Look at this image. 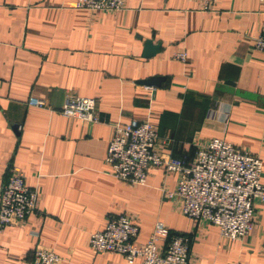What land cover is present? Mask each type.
<instances>
[{
  "label": "crops",
  "instance_id": "1",
  "mask_svg": "<svg viewBox=\"0 0 264 264\" xmlns=\"http://www.w3.org/2000/svg\"><path fill=\"white\" fill-rule=\"evenodd\" d=\"M75 0H0V184L9 169L39 192L37 210L0 230V264H30L36 246L57 264H128L96 252L90 233L124 213L145 242L157 220L191 235L192 264H264V205L245 237L194 221L164 196L176 172L152 167L144 185L116 179L105 160L115 122L148 120L164 156L194 157L212 137L260 156L264 183V1L125 0L116 12H90ZM161 42L142 55L144 42ZM185 51L186 61L174 58ZM160 76L158 85L138 80ZM30 96L47 106L28 105ZM96 100V121L64 116L66 98ZM131 264H141L135 259Z\"/></svg>",
  "mask_w": 264,
  "mask_h": 264
},
{
  "label": "built area",
  "instance_id": "2",
  "mask_svg": "<svg viewBox=\"0 0 264 264\" xmlns=\"http://www.w3.org/2000/svg\"><path fill=\"white\" fill-rule=\"evenodd\" d=\"M202 10L213 7L215 0H197ZM264 1V0H262ZM125 0H75L74 7L90 12H116ZM254 47L264 51V34L257 36ZM174 58L185 62V51ZM28 105L44 107L46 100L30 96ZM96 100L91 97L66 98L59 112L67 117L96 121ZM158 132L148 120L131 118L115 122L113 134L105 148V160L116 179L144 185L148 170L162 167L176 172L174 189L163 190L164 196L177 199L188 218L206 220L218 226L227 240L245 237L256 223V204L264 205L263 163L260 156L246 148L218 137L196 146L194 157L164 156L157 149ZM39 192L26 183L23 173L9 169L0 184V230L21 223L37 210ZM139 226L124 213L106 216L104 227L89 235V246L96 252L122 255L128 264L140 259L141 264H192L189 249L191 235L175 232L161 220L154 223L149 238L136 242ZM264 252V230L261 240ZM60 256L51 248L36 246L30 264H57ZM195 264V263H194Z\"/></svg>",
  "mask_w": 264,
  "mask_h": 264
},
{
  "label": "water",
  "instance_id": "3",
  "mask_svg": "<svg viewBox=\"0 0 264 264\" xmlns=\"http://www.w3.org/2000/svg\"><path fill=\"white\" fill-rule=\"evenodd\" d=\"M160 47L161 42L153 43L152 39H146L144 42V50L142 55L145 57L153 56L159 52ZM160 78V76H151L146 79L138 80V83H142L145 85H158Z\"/></svg>",
  "mask_w": 264,
  "mask_h": 264
}]
</instances>
